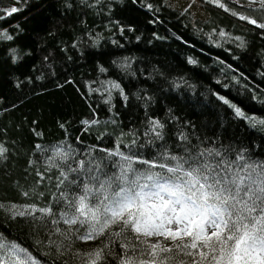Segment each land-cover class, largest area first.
Listing matches in <instances>:
<instances>
[{
	"label": "trees",
	"instance_id": "16d2710c",
	"mask_svg": "<svg viewBox=\"0 0 264 264\" xmlns=\"http://www.w3.org/2000/svg\"><path fill=\"white\" fill-rule=\"evenodd\" d=\"M197 1L206 19L165 0H0V264L23 257L12 244L35 264H120L124 246L150 261L119 223L80 239L71 202L93 176L264 164V0ZM180 243L159 255L197 264Z\"/></svg>",
	"mask_w": 264,
	"mask_h": 264
},
{
	"label": "snow or ice",
	"instance_id": "6c2138e0",
	"mask_svg": "<svg viewBox=\"0 0 264 264\" xmlns=\"http://www.w3.org/2000/svg\"><path fill=\"white\" fill-rule=\"evenodd\" d=\"M171 159L176 161L174 166L158 165L171 175L139 171L129 164L121 166L118 175L104 179L93 176L97 184L85 183L81 194L71 202L83 217L80 225H87L80 239L87 242L119 223L122 230L137 237L164 236L173 242L181 241L176 245L178 249H199L197 264H264V164H246L234 171L228 161L212 164L198 157ZM154 167L155 163L149 165ZM249 168L256 172L257 179L248 172ZM77 220L73 216L65 222L75 224ZM172 224L177 225L175 230L168 227ZM5 247L0 240V249ZM124 247L125 259L120 264H168L170 257L159 253L172 252L170 247L152 244V259L145 261L133 258L135 248L129 256ZM11 248L14 254L23 253L12 264H35L25 249L15 244ZM185 254L191 256L193 252ZM89 255L95 257L91 264H98L102 250Z\"/></svg>",
	"mask_w": 264,
	"mask_h": 264
},
{
	"label": "rangeland",
	"instance_id": "374dc122",
	"mask_svg": "<svg viewBox=\"0 0 264 264\" xmlns=\"http://www.w3.org/2000/svg\"><path fill=\"white\" fill-rule=\"evenodd\" d=\"M165 2L171 8L176 10L188 9L192 13L194 19H206L208 17L201 3L197 0H165ZM168 227L175 230L177 225L172 224L169 225ZM139 237H141L144 241H146L150 245L158 244L162 246L163 241L165 240L164 236H151V237L139 236Z\"/></svg>",
	"mask_w": 264,
	"mask_h": 264
}]
</instances>
